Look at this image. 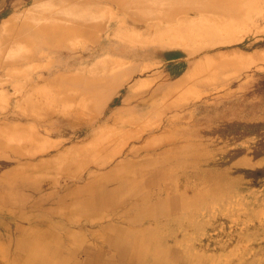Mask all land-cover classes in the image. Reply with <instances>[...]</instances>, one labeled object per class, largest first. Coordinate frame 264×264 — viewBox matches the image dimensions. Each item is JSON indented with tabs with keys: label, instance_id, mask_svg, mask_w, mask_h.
I'll use <instances>...</instances> for the list:
<instances>
[{
	"label": "rangeland",
	"instance_id": "obj_1",
	"mask_svg": "<svg viewBox=\"0 0 264 264\" xmlns=\"http://www.w3.org/2000/svg\"><path fill=\"white\" fill-rule=\"evenodd\" d=\"M0 35V264H264V0H0Z\"/></svg>",
	"mask_w": 264,
	"mask_h": 264
},
{
	"label": "bare ground",
	"instance_id": "obj_2",
	"mask_svg": "<svg viewBox=\"0 0 264 264\" xmlns=\"http://www.w3.org/2000/svg\"><path fill=\"white\" fill-rule=\"evenodd\" d=\"M52 7H53V6H52ZM136 17H138V16H136ZM89 19H90V18H89ZM93 22H95V21H93ZM0 38H1L0 41H3V42H4V41L7 39V36H4V37H3V35H0ZM3 42H0V43H3ZM1 250H2V249H1ZM4 254H5V253H4ZM15 254H16V253H15ZM2 255H3V254H2ZM7 255H8V254H7ZM251 255H252V254H251ZM29 257H30V256H29ZM40 257H41V256H40ZM38 258H39V257H38ZM38 258H37V259H38ZM44 259H45V258H44ZM2 261H3V260H2ZM6 261H7V260H6ZM57 262H58V261H57ZM6 263H7V262H6Z\"/></svg>",
	"mask_w": 264,
	"mask_h": 264
}]
</instances>
